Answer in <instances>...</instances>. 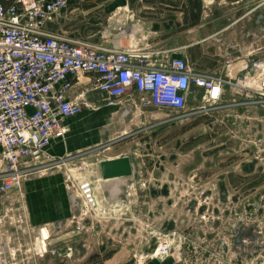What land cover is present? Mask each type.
<instances>
[{
    "label": "rangeland",
    "instance_id": "obj_1",
    "mask_svg": "<svg viewBox=\"0 0 264 264\" xmlns=\"http://www.w3.org/2000/svg\"><path fill=\"white\" fill-rule=\"evenodd\" d=\"M260 14L264 17V8ZM257 15L245 17L247 32H257L264 25V18L255 23ZM242 32L236 31L238 39ZM247 82L253 89L250 80ZM224 90L228 103L208 106L192 90L183 112L136 111L127 135L94 137L83 152L55 159L43 176L62 174L67 185L70 172L75 186L86 178L95 181L102 207L87 209L75 195L76 187L67 189L79 206L72 208L71 217L60 229L53 227L50 238L67 232L74 233L73 237L60 250L52 245L49 251L35 252V233L19 224L18 214L24 218L16 205L6 219L9 238L0 244V264H102L113 252L130 249L134 263L143 264L141 252H152L165 237L171 241L173 253L179 250L188 264H201L200 259L202 264H264L263 256L259 257L264 248L259 238L260 233L264 235V96L251 89L247 93L238 84H226ZM192 110L198 114L179 119ZM124 153L133 154L135 184L121 186L122 201L105 206L95 169L99 170L100 161ZM75 156L76 161L68 163ZM18 194L10 200L24 204L23 186ZM242 232L250 233V245L242 244ZM246 246L251 261L242 260ZM220 249L225 254L218 258Z\"/></svg>",
    "mask_w": 264,
    "mask_h": 264
},
{
    "label": "crops",
    "instance_id": "obj_2",
    "mask_svg": "<svg viewBox=\"0 0 264 264\" xmlns=\"http://www.w3.org/2000/svg\"><path fill=\"white\" fill-rule=\"evenodd\" d=\"M10 1L13 0H0V3L7 5ZM243 1L85 0L57 12L52 21L47 23L46 32L95 48L126 51L132 56V65L140 62L145 69L166 68L171 59L181 58L186 62L192 76H209L234 82L241 75L242 64L255 59L264 60V25L258 27L257 32L253 29L252 32H247L250 28L245 27L243 22L246 16L263 14L264 0H256L252 6L242 5ZM236 15L240 17L236 18ZM237 30L243 31L241 39L236 35ZM244 51L250 53L245 55ZM239 54L245 56L242 58ZM251 54H254L253 58L250 57ZM228 56H237L230 66L225 64ZM93 82L92 75L72 80L73 85L66 93V98L77 99L88 107H84L80 114L65 120L67 133L63 139L53 141L45 150L47 157L63 160L86 150L94 137L106 138L117 133L121 137L127 135L128 127L136 119L134 110L127 105L108 107L104 94L93 89ZM192 90L199 93L195 87ZM227 99L223 88L220 104L228 103ZM123 107L132 111L128 122L124 119L116 120ZM150 109L155 108H144L142 111L147 112ZM124 154L106 160L120 158ZM76 157L68 163H74ZM95 171L96 178L101 180L99 170ZM23 189L26 197L24 204H20L18 199L10 200L11 196H18V193L0 196V244L9 238L4 229L8 214L19 205L24 220L20 213L17 220L19 224L24 223L34 231V251H41L39 241L43 230L47 233L45 250L49 251L52 245L62 249L64 242L70 240L74 233H62L56 238H50V233L55 224L71 217L72 208L63 175L53 173L43 177H31L24 181ZM111 195L109 191V196ZM231 232L234 234V231ZM242 233V244L250 245V239H247L250 238V233ZM259 235L264 242L263 233ZM262 248L259 257L264 258ZM201 250L200 255L204 248L201 247ZM243 250L247 252H242V260L251 261L253 256L248 246ZM130 253L131 249L130 252L115 251L102 264H126V261L135 264ZM147 254L149 251L140 254L143 264H188L180 251L161 259H149ZM222 254L220 249L218 258L225 253ZM200 262L202 264V259Z\"/></svg>",
    "mask_w": 264,
    "mask_h": 264
},
{
    "label": "built area",
    "instance_id": "obj_3",
    "mask_svg": "<svg viewBox=\"0 0 264 264\" xmlns=\"http://www.w3.org/2000/svg\"><path fill=\"white\" fill-rule=\"evenodd\" d=\"M83 2L0 3V196L19 193L25 180L43 177L48 165L55 161L46 160L45 150L53 141L64 138L65 120L88 107L77 99L66 98L73 79L92 75L93 89L104 94L108 107L127 105L134 112L149 107L183 112L193 87L208 106L220 103L226 84H238L247 93L251 89L264 96L263 60L242 64L240 77L230 82L192 76L181 58L171 59L166 68L145 69L140 62L132 65V56L126 51L95 48L46 32L47 23L57 12ZM234 62L230 56L225 60L226 66ZM70 176L73 177L69 172L67 189L76 187L75 195L87 209H100L95 181L86 178L75 186ZM173 252L171 241L165 237L146 257L161 259Z\"/></svg>",
    "mask_w": 264,
    "mask_h": 264
},
{
    "label": "water",
    "instance_id": "obj_4",
    "mask_svg": "<svg viewBox=\"0 0 264 264\" xmlns=\"http://www.w3.org/2000/svg\"><path fill=\"white\" fill-rule=\"evenodd\" d=\"M261 14L257 15L256 24L263 20ZM132 111L123 107L121 114L116 118V120L124 119L126 122L131 118ZM130 121V120H129ZM133 154H124L120 158L104 160L98 163V169L100 172V188L103 193L102 204L105 206H110L115 202L122 201L119 199V189L121 186L129 188L135 184L134 176L136 174V163L135 160L130 158ZM90 158V157H89ZM98 162V161H96ZM109 191H111V196H109ZM116 195L118 197H116ZM69 202L71 208H78V200L74 194H68ZM124 200V199H123ZM127 200V199H125ZM64 222H58L55 224V229H60Z\"/></svg>",
    "mask_w": 264,
    "mask_h": 264
},
{
    "label": "bare ground",
    "instance_id": "obj_5",
    "mask_svg": "<svg viewBox=\"0 0 264 264\" xmlns=\"http://www.w3.org/2000/svg\"><path fill=\"white\" fill-rule=\"evenodd\" d=\"M41 238H40V241H39V248H40V250L43 252L44 250H45V239H46V237H47V233L43 230L42 232H41ZM38 243V242H37Z\"/></svg>",
    "mask_w": 264,
    "mask_h": 264
},
{
    "label": "flooded vegetation",
    "instance_id": "obj_6",
    "mask_svg": "<svg viewBox=\"0 0 264 264\" xmlns=\"http://www.w3.org/2000/svg\"><path fill=\"white\" fill-rule=\"evenodd\" d=\"M196 114H198V112H196L195 110H192L190 112L185 111L184 113L181 114V116H179V119H183L186 117H192V116H195Z\"/></svg>",
    "mask_w": 264,
    "mask_h": 264
}]
</instances>
